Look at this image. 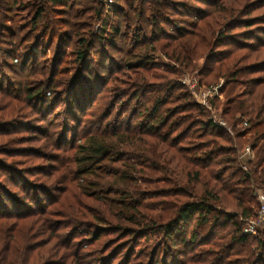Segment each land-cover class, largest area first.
<instances>
[{"label":"trees","instance_id":"trees-1","mask_svg":"<svg viewBox=\"0 0 264 264\" xmlns=\"http://www.w3.org/2000/svg\"><path fill=\"white\" fill-rule=\"evenodd\" d=\"M197 1L211 7L195 10L182 0H114L113 8L107 12L99 0H0V42L6 44L0 47V56L6 60L0 63V120L16 116L20 106L15 105L16 101L26 104L37 101L41 106L40 99H44L45 92L51 95V77L47 82L34 83L22 77L12 81L11 74L19 77L23 71L19 66L24 65L29 49L38 52L43 49L39 43L41 37L34 39L38 31L37 36L43 33L42 38L50 41L57 30L68 26L69 29L59 32V37L75 44L71 54L76 72L70 77L69 85L72 89L77 84L87 86L83 96L86 98L88 94L87 108L92 107L97 98L96 89L89 87V80L99 81L102 88L111 81L114 85L110 92L114 98L107 103L108 110L100 121L104 125L95 135L84 136L85 142L77 148L73 160H61L59 155L49 156L48 160L62 163L61 168L69 165V175L77 173L80 178L84 177L82 188L87 194L92 191L90 196L107 197L109 193L118 196L120 208V211H112L108 219L97 213L86 219L80 214L70 216L71 221L65 226L72 227L73 231L63 235L59 234L62 225L50 217L54 214L41 205L38 210L41 216L28 219L30 213H12L5 210L6 202L0 201V264H114L126 251L117 264H131L132 259L136 261L134 264H156L153 254L157 251L133 257L138 241L150 237L163 239L165 250L178 245V264H182L179 257L186 255L179 251L182 245L201 248L191 257L192 264H264V229L257 236L245 234L243 229L247 220L256 217L259 191H264V38L260 37L264 28L256 27L263 21L258 23V17L251 19L252 0ZM182 9L187 14L179 13ZM14 13L20 14L21 20H17ZM178 14L198 21L192 23L194 30L177 31V21L171 17ZM85 15H89L88 20L81 21ZM200 21L203 23L199 26ZM99 23L102 29L98 34L94 26ZM238 27L246 31L232 33ZM171 31L179 36L169 33ZM162 37L167 40L161 45L162 49H172V55L167 53L166 56L180 66L178 70L170 68L165 75L152 73L155 67L149 61L150 54L143 56L132 51L142 45L152 46ZM31 40L34 42L29 43ZM97 40L102 49L97 55L106 54L110 47L118 51L121 59L116 63V59L110 58L108 66L106 61L99 60L97 65L104 72L98 76L93 74L94 79L89 60L91 57L95 60ZM119 43L124 47H117ZM222 47L225 49L220 51ZM32 55L34 52L25 66L30 59L34 60ZM199 57H205L201 72L206 78L210 77V82L225 80L221 91L225 95L222 111L233 135L216 127L212 120L201 119L207 115L206 107L198 105L180 81L183 71L195 72L193 63ZM212 64L215 67H211ZM78 67L90 74L88 78L79 76ZM118 69L126 72L124 78L112 77ZM254 74L262 75L251 77ZM32 84L35 87H31ZM176 91L179 93L174 97ZM53 92L55 99L58 94ZM124 98L126 101H120ZM47 102L48 99L43 100L42 108L51 111L56 101L51 106ZM130 102L138 106L130 114L131 119L124 122V131H119V124L112 125L128 111ZM177 102L178 106L166 108ZM119 103L121 115L109 121ZM21 106L20 109L25 107ZM141 113L146 123L140 124V130L133 131L131 121ZM23 114L19 116L25 117ZM10 129H13L10 121L0 122V133L8 134ZM60 135L56 136L59 145L51 144L54 150L69 145L65 134L62 139ZM7 148L8 145H3L0 154L18 156ZM246 148L253 151V156L241 159ZM34 156L48 157L39 151H34ZM73 164L77 166L75 171ZM8 167L11 168L7 161L0 162V168ZM39 169L40 173L51 170L46 173L51 176L56 168ZM90 175L99 179L94 181ZM172 176L173 182L169 180ZM161 183L172 189L152 187ZM40 189L38 196L50 191ZM67 190L62 191V201L68 202L82 194ZM171 197L176 198L175 203L166 201ZM14 216L22 221H13ZM91 219L105 227L97 228L95 233L82 234L87 236L85 241L73 248L79 229ZM29 221L34 230L27 224ZM219 230L224 233L214 239ZM45 231L50 232L52 240L37 241L36 233L41 236ZM107 234L129 241L118 244L112 254H106L111 247L98 246V242ZM250 239L253 243H249ZM87 246L88 250L84 251ZM205 246L206 249H202Z\"/></svg>","mask_w":264,"mask_h":264},{"label":"rangeland","instance_id":"rangeland-1","mask_svg":"<svg viewBox=\"0 0 264 264\" xmlns=\"http://www.w3.org/2000/svg\"><path fill=\"white\" fill-rule=\"evenodd\" d=\"M182 1L190 3L195 10L203 9L204 11L205 9L211 7L209 5H205L200 1L198 2L197 0ZM251 5V19L253 17H258V20L256 21L258 23L262 21L263 22L262 24H258V26L256 27L264 28V0H252ZM179 13L187 14L184 9L180 10ZM184 14H178V16L171 17L173 21H177L176 27L179 26L177 31L183 32L194 30L192 23H196L198 21L194 22L193 18H189ZM89 15H85L81 19V21H87ZM14 17H18L17 20H21V15L18 13H14ZM21 23L22 21L20 22V24ZM202 23L203 22L200 21L198 25L200 26ZM7 25H11V23L7 22ZM67 29H69L68 26H64L63 28H61V30H57L58 33H55V35H53L54 37H52V40L50 41L49 39L47 40V38L45 37L42 38L43 33H40V35L37 36L39 33L38 31L34 39H37V37H41L40 42L39 40H36L35 42H39L40 45L42 44L43 49L40 50V52L36 51L35 49H29L27 58H25V60H23V57L19 53H17V57L19 59L22 58V60L24 61V65L19 66L20 68L22 67L21 71L22 69L23 71L19 74V77H16L15 75L11 74L12 81H19L22 77L23 79L28 78L30 81H34V83L37 81L47 82L48 79L51 77V95L48 96V92H45L44 99H48L47 103H49L50 106L52 102L56 101L55 104H53L52 110H43V97L42 99H40V101H42L41 106H38L37 101L30 102L29 104H26L25 102L16 101L15 105H20L19 107H22L21 105H23L25 107L23 109H20L17 106L18 112L15 117L12 116V119L0 120V122L10 121L13 127V129L7 130L8 134L0 133V149L1 147H3V145H8L9 148H7V150H12L15 154H18V156L10 157L0 154V162L7 161L8 165L10 164L11 166V168L8 167V169L0 168V201H5V210H9L12 213H30V216L26 217L28 219L38 218L41 216L40 214H38V210L40 209L39 206L41 205V208H45L47 212L54 214V216L51 215L50 217L53 221L56 222V224L62 225L63 228H61L59 234L62 233L63 235H68V233L73 231L72 227L68 228V226H65L70 223V216L72 218L74 215L80 214L82 218L84 217L86 219L91 218L93 214L97 213L99 214V216L101 215V217H105L108 219V215L112 213V211H120L119 204L117 201L118 196H113V193H109V196L107 197L90 196L92 191L89 192L90 194H87L85 189L82 188L85 184L84 177L83 179L80 178L77 173H70L69 175L68 171L69 169H71L69 165L66 168H61V166H63L62 163H50L48 160L49 156L52 155H59L61 157V160L64 158L73 160V156L74 153H76L77 148L83 145L85 142L84 136L87 135V137H91L92 135H95L96 132L102 127V125H104V123L100 121H103L102 116L108 110L107 103L109 104L114 98L112 92H110V87L114 85L111 81H109L108 86L106 88H102V86H99V81L97 82L89 80V83L91 82V85L89 84V87L91 88L92 86L94 87V90L96 89L95 95H97V98L96 102L92 104L93 106H90L91 108H87L85 102L88 99V94L86 98H83L85 94L84 90L88 89L87 86L81 87L80 84H77V86H75V89H72L73 87L69 85L70 77H72V75L76 72V67L73 65V55L71 54V52L75 49V44L62 39L63 37H59V32L65 31ZM101 29V23L96 24L94 26V32H97L98 34L101 32ZM244 31H246V28L238 27L235 28L234 32L232 33H242ZM169 33H173V35L177 37L179 36V34L174 31H171ZM82 34L83 32H81V35ZM260 37L264 38V34H261ZM19 40L16 42L20 46ZM166 41V37H162L159 42L155 43L152 46L145 47V45H142L141 47L134 48L132 51H134V53L138 55L142 53L141 55L143 56L150 54L149 57L151 59L149 58V61L152 63V67H155L152 70V73L165 75V71L169 70L170 68L177 70L180 69V66H178L176 62L169 59V56H166L167 53L172 55V49H162L161 45L163 43H167ZM30 42L33 43L34 41L31 40L29 41V43ZM24 44L27 46V43ZM2 46L5 47L6 44L0 42V47ZM94 47L95 60H91V57L89 60V66L91 68L90 73L95 79V75L98 76V74L101 75L104 72L103 68H101L100 65H97L99 63V60L102 63L106 61L108 66L110 58L116 59V63H118V61L121 59V56L117 50H113L110 47H107L108 51L106 54L102 53L97 55L96 53H100L97 51L102 50L99 46L98 40L95 42ZM117 47L123 48L124 45L123 43H119L117 44ZM224 49L225 48L222 47L220 48V51H223ZM22 51L23 50H21L20 53H22ZM32 52H34V55H32L34 56V60L32 61L30 59V61H28L27 66H25V62L27 61ZM7 61L10 62L11 60ZM5 62V58L3 56H0L1 65ZM195 62L193 63V65L196 67L195 72H190L187 70L183 71V74L180 77V81L185 87V89L192 94V99L198 105L204 107L203 104L200 103V101L204 99L205 93L209 90L212 91V86H217L222 83L223 87V85L225 84V80L219 79L217 82H210V77L206 78V74L201 72L203 71V68L206 63L205 57H199L195 60ZM24 66L25 68H23ZM211 67H215V65L212 64ZM78 72L79 76L85 75V77L88 78V75H90L86 73L82 67H78ZM44 73L46 75H42ZM125 73V71L118 69L112 77H119L120 79H122L124 78ZM201 73H203V75ZM260 75L262 74H254L251 77H258ZM117 84L122 85V83L120 82H118ZM30 86L35 87L34 84ZM192 86H195L194 93L190 89ZM222 87L219 90L218 96H216L218 100L217 98L211 99V108H206L207 115L201 117V119L211 120L214 116H217L225 120L222 111V102L224 101L225 95L221 92ZM53 91H57V94L59 95H57L55 99H53L55 96V93ZM178 93L179 92L176 91L174 97L177 96ZM102 95L106 96L104 98H101ZM57 98L59 100H57ZM120 101H126V98ZM120 106L121 103H119L116 109L113 111V115L109 118V121H112L116 115H121L122 110H120ZM137 106V103L130 102L128 111L124 115H122L119 121H116L112 125V127L118 126L117 124H119V131H124V128L122 127L124 122L126 123L128 118L131 119L130 114L134 113ZM176 106H178V102L176 104L167 105L166 108ZM140 108L141 106H139L138 112L141 111ZM21 113H24L23 115L26 116H19ZM142 114L143 113H141L140 115H136V117H134V119L131 121L130 126L132 125L133 131L140 130V124L146 123V117H143ZM176 118L178 119V116H176ZM75 132L76 134H74ZM57 134H61L59 139H62L61 136L65 134L64 138H67V142L69 143V145L65 144V146H63L60 150H54L51 144L56 143V145H59V140L56 141V139H58V137L56 138ZM20 149H23L24 152H20ZM34 151L35 153L39 151L40 154L43 153L45 156L48 157H36L34 156ZM14 153L13 155H15ZM44 166H51L56 169L52 170L53 174L51 176H48L46 173L51 172V170H46L47 172L40 173L39 168ZM72 167L75 171L77 166L73 164ZM89 178L93 179L94 181L99 179L95 175H90ZM169 180L173 182L175 178L172 176ZM39 186L43 188L40 189ZM152 187L158 189H172V187L168 186L166 183H161ZM45 188L46 190H50L48 191V194L38 196L39 189L43 191L45 190ZM66 188H68L67 191L76 190L77 192H80L82 194L78 198L72 197L71 199H68V202L62 201V191ZM43 199H45V201ZM80 199H82V202H80ZM159 199L162 201V198ZM175 199L176 198L171 197L168 198L166 201H172V203H175ZM14 217L15 218L13 221H22L21 218L16 216ZM88 221L89 223L79 229V233L77 232L78 238L74 240L73 248L79 245L77 243H80V241H85V238L87 236H84L82 234L88 233L89 231H91V233H95L97 228L100 229L101 227H105L101 224H98L97 221H94L92 219ZM27 224L34 230L31 221H29ZM90 225L93 226L92 229L90 228ZM225 231H227V229H225ZM223 233L224 230H219L214 239H217L219 235H222ZM36 237H38L37 241L47 240L48 238L52 240L50 232L46 231L41 236L36 233ZM186 237L188 238L189 236L187 235ZM125 241L129 240L125 238L122 239L117 235L107 234L101 237L100 241L98 242V246H110L111 248L107 251L106 254H112V252L116 250L115 247ZM249 243H253V239H250ZM130 246L131 248L136 246V254L133 257H135L136 255L142 256L144 253L147 252H150V254H152L157 251L156 254H153L156 256V264H164V260L167 261L166 264H178V245L174 246V249L165 250L166 246H163V239L161 240L155 237H150L147 240H139L138 244L135 246L134 243L130 244ZM84 249V251H87L88 246L84 247ZM199 249L201 248L198 245H195V247H184L183 245L181 247L179 246V251H184L186 253L185 256L179 257V260L182 264H192L190 262V259L194 254L197 253L196 251L199 252ZM202 249H206V246ZM124 254H121L118 259H115L116 261L114 262V264H117ZM134 263H136V261L135 259H132L131 264Z\"/></svg>","mask_w":264,"mask_h":264},{"label":"built area","instance_id":"built-area-1","mask_svg":"<svg viewBox=\"0 0 264 264\" xmlns=\"http://www.w3.org/2000/svg\"><path fill=\"white\" fill-rule=\"evenodd\" d=\"M105 7L106 11L109 12L115 2L114 0H99ZM222 87V83L217 85V86H212L211 90L212 91H207L204 95V99L200 101L201 104H203L204 107L210 109L211 108V99L217 98L219 90ZM192 92H195V86H192L190 88ZM213 123L215 124L216 127L221 128L222 130L227 131L231 135H233V129L231 126L223 120L220 117L214 116L212 119ZM253 156V151L250 148H246L242 155L241 159H247ZM259 209L257 212L256 217L249 219L245 222L244 224V233L248 234L250 236H257L259 231L261 229H264V191H259Z\"/></svg>","mask_w":264,"mask_h":264}]
</instances>
